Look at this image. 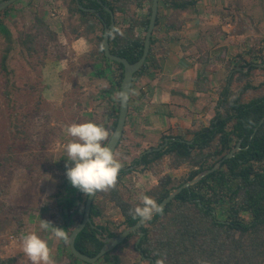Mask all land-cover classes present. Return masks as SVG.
<instances>
[{
	"label": "rangeland",
	"instance_id": "1",
	"mask_svg": "<svg viewBox=\"0 0 264 264\" xmlns=\"http://www.w3.org/2000/svg\"><path fill=\"white\" fill-rule=\"evenodd\" d=\"M129 1L133 2L130 6L133 14L143 12L137 0ZM71 6V0H18L10 6L7 16L1 18L13 38L26 33L32 36L28 44L31 52L28 45H17L9 54L10 74L6 75L2 59L8 43L0 32V258H15V264H31L22 251V239L32 232L47 240L55 264H66L67 256L59 253L60 241L40 228L41 220L51 222L54 227L64 224L63 207L54 194L65 173L60 161L67 156L64 146L73 139L66 128L72 123L89 121L109 127L114 121L109 117L108 96L101 93L110 88L109 82L94 74L100 66L94 57L98 51L95 37L103 33V26L88 34L87 27L79 24V14L70 12ZM180 17L191 21L189 27L182 25L178 32L168 36L162 26L160 40L165 42L158 44L157 51L165 47L186 56L198 52L210 61L204 72L210 69L211 76L216 72L219 89L234 67L228 68L229 62L243 55L245 61L258 65L251 73L252 83L264 82L263 66L257 59L264 37V0H202L195 13L186 12ZM115 21L121 29L126 24L123 14L115 17ZM45 27L54 37L47 35ZM180 31L182 36L178 39ZM255 47L257 50H252ZM163 74L161 79L168 81L169 74ZM236 77L232 84L234 92L240 85ZM263 94L264 87L248 94L245 101ZM202 105V108L185 105V110L173 121L158 115L151 124L142 114L148 110L140 112L137 119H130L115 151L122 164L118 189L125 199L139 204L138 198L147 195L155 200L152 191L162 177L170 176L173 185L187 179L192 167L189 164L176 167L170 157L145 168L134 165L146 150L161 145L165 137L191 140L196 131L210 127L214 112L208 116L206 108H211V103ZM165 111L173 115L169 106ZM101 203L105 211L97 223L107 224L120 233L125 229L118 228L123 221L120 210L107 199L102 198ZM80 218L81 214L74 222ZM136 240L132 239L116 254L125 264H150L135 251Z\"/></svg>",
	"mask_w": 264,
	"mask_h": 264
},
{
	"label": "trees",
	"instance_id": "2",
	"mask_svg": "<svg viewBox=\"0 0 264 264\" xmlns=\"http://www.w3.org/2000/svg\"><path fill=\"white\" fill-rule=\"evenodd\" d=\"M201 1H159L150 52L143 67L135 74V80L146 74L149 69L157 68L155 54L158 53V44L162 45L165 42L160 40L162 25L165 27L166 34L178 32L185 22V19L181 20V14L195 13ZM79 2L84 8L95 9L100 15L98 17L96 13L80 9L77 2L71 0L70 12L79 14V24L87 27L88 34L98 31L100 25L103 26L101 31L104 33V24H110V14L105 10V6L112 10L114 17L123 14L126 19V26L124 25L123 29L119 28L115 21V28H118L123 35L116 34L114 39L109 37L110 51L114 55L126 58L130 63H135L142 57L152 0H137V6L143 10L138 16L130 11L133 2L129 0H79ZM9 8L0 13V32L4 34L8 43L2 59V70L6 75L10 74L7 61L15 46H27L32 41V36L27 33L18 39L13 38L12 32L1 22V18L9 13ZM168 11H171L169 15H167ZM45 28L46 32L48 31L47 35L54 37V33L49 31L48 27ZM103 33L95 37L98 51L94 57L96 64L100 66L96 68L94 74L99 79L108 80L110 86L109 89L101 92L103 96H108L111 106L109 117L114 119L111 126L103 125L109 132V141L118 121L120 102L115 95L120 92L124 67L106 58ZM260 44L262 46L257 59L261 60L262 70H264V37ZM162 49V53L169 52L165 47ZM27 50L31 52L32 47L28 45ZM252 50L256 51L257 47ZM200 61L205 64L208 59L202 57ZM252 62L245 61L243 55H239L227 65L228 68L231 65L234 67L230 69V75L225 79L221 89L218 88L219 102L215 107V116L211 119L210 127L196 131L191 140L179 136L165 137L162 144L166 138L169 139L166 147L160 151L145 154L136 160L135 164L137 167L145 168L165 157H170L176 163V167L184 164L192 167L187 179L179 185H173L170 176L160 179L158 186L152 191V195L159 204L174 189L192 180L202 171L213 168L240 141L242 150L233 158L225 160L218 170L176 195L162 209L161 214H156L142 226L144 236L131 234L122 244L104 255L95 264H125L116 252L127 246L134 238L140 239L138 246L136 243L134 245L135 251L140 254L142 260H147L150 264H152L151 260L155 264L157 259L165 256V264H264V123L259 126L264 117V94L245 101L248 94L260 91L264 87V82L254 85L250 80L252 71L258 67ZM116 70L121 73L118 74ZM235 77L240 85L234 92L232 84ZM197 79L202 83V90L207 92L208 80L201 79L200 73ZM198 90L201 91V89ZM130 101L131 98L129 103ZM108 141L105 143L107 144ZM244 148L247 149L244 150ZM66 160L67 156L60 158L65 173L54 197L63 207L62 213L65 219L64 224L58 227L68 231L70 236L71 229L83 218L88 197L72 187L68 181ZM117 181L120 182V178ZM118 185L116 183V186L107 192H97L90 212L92 223L86 226L75 242L76 249L82 254L95 257L104 245L100 240L102 234L108 237L119 234L109 225L97 223V220L104 216L102 198L111 201L120 210L123 221L118 228L133 226L140 220L129 215V210L140 205V201L136 204L132 200L125 199ZM99 196L100 200H98ZM79 214L82 218L76 223L74 219ZM59 253L67 256L66 264H89L80 261L71 253L69 243L60 241ZM15 263V258H0V264Z\"/></svg>",
	"mask_w": 264,
	"mask_h": 264
},
{
	"label": "clouds",
	"instance_id": "3",
	"mask_svg": "<svg viewBox=\"0 0 264 264\" xmlns=\"http://www.w3.org/2000/svg\"><path fill=\"white\" fill-rule=\"evenodd\" d=\"M123 35L118 28H113L108 35ZM115 98L126 105L129 93L117 92ZM67 134L73 139L65 144L67 154L66 177L72 187L78 189L86 197H94L97 192H107L114 188L118 174L122 167L117 154L109 147V132L102 124L94 122L72 123L66 128ZM140 205L129 210V215L140 221H150L154 214H161L162 208L157 202L147 196L141 195ZM40 228L51 233V238L69 243L68 231L54 227L51 222L41 220ZM77 228H72L75 232ZM22 251L31 264H55L47 240L42 239L36 232L25 235L22 239ZM156 255H161L156 253ZM166 256L157 259L155 264H165Z\"/></svg>",
	"mask_w": 264,
	"mask_h": 264
},
{
	"label": "crops",
	"instance_id": "4",
	"mask_svg": "<svg viewBox=\"0 0 264 264\" xmlns=\"http://www.w3.org/2000/svg\"><path fill=\"white\" fill-rule=\"evenodd\" d=\"M190 22L191 21L185 19L183 25L189 27ZM162 26L164 27V25ZM191 29V32H195V28L190 27V30ZM201 32L199 31V35ZM172 33L173 32L167 35L170 36ZM181 36L180 31L178 39L181 38ZM165 49L169 52L162 53L163 49H161L155 54V60L158 62L157 68H151L143 76L136 80L134 79L126 128L130 119H137L140 112H145V110L148 111L142 114H144L145 118L148 117L151 124L153 121H156L155 117L159 118V116L173 121L175 119L174 117L182 114L185 110V105L188 104L192 105V107L196 105L202 108V104V106H205L206 103H211V108H206L209 110L207 115L212 116L211 113L214 112L213 115L215 116V107L219 102V89L216 87V82L219 84V80H216V72L213 73V76L209 74L210 69L204 72V70L210 66V63H202L200 61L202 57H200L198 52H189L186 56L181 51H170L168 48ZM199 65L203 66V69H201ZM215 69L220 70L218 68ZM163 73H166V75L169 74L170 77H168V81H163L161 79L164 75ZM198 73L201 74V79L204 78L208 80L206 83L207 92L202 90V83L197 79ZM198 89H201V91ZM211 91H214L212 95H210ZM162 105L167 106L164 108ZM168 106L173 112V115L168 111L164 112V110H167Z\"/></svg>",
	"mask_w": 264,
	"mask_h": 264
},
{
	"label": "water",
	"instance_id": "5",
	"mask_svg": "<svg viewBox=\"0 0 264 264\" xmlns=\"http://www.w3.org/2000/svg\"><path fill=\"white\" fill-rule=\"evenodd\" d=\"M18 0H3L0 2V13L6 10L8 7H10L13 3L17 2ZM77 4L79 5V8L86 11V12H91V13H96L98 17H100L99 13L95 9L91 8H84L79 0H75ZM159 1L160 0H152V6H151V16H150V22H149V27L145 36V41H144V51L142 57L135 63H130L126 58L120 57L118 55H114L110 51V44H109V31L115 28V17L114 13L112 10L108 7L105 6V10L110 14L111 22L109 25L104 24V33H103V47H104V54L107 59H109L112 62L118 63L123 65V79L121 81V88L120 91H125L129 93V99L126 103V105H121L120 103V110H119V115H118V121L116 128L111 135L109 141L107 144H109V147L115 152L124 133V129L126 126V121L127 117L129 114V100L132 92V87H133V82L135 78V74L140 71V69L143 67L145 64L150 48H151V38L153 31L156 26V21H157V16H158V10H159ZM264 123V117L260 121L259 126H261ZM258 127L255 129L257 131ZM169 139H165V145L160 146L159 148L155 149H148L146 152H144L142 156L148 153H152L153 151H160L164 147H166L167 142ZM241 142H239L234 149L230 151L221 161H219L213 168L202 171L199 173L195 178H193L190 181H187L180 187H177L174 189L168 197H166L161 203L158 205L163 209L166 207L175 197L178 195L183 189L190 188L191 186L197 184L200 182L203 178L208 176L209 174L215 172L218 170L223 162L227 159H231L235 156L236 153H238L241 149ZM97 195V193H96ZM89 196L86 200L85 204V209H84V215L80 223H78L74 228H77L75 232L72 231L71 235L69 236V248L71 250V253L80 261L89 263V264H95L97 263L104 255L107 253L113 251L116 247H118L120 244H122L131 234H138L140 237L144 236V233L142 231V226L146 222H141L140 220L133 226L127 227L124 230H122L119 234H117L115 237H108L105 234H102V237H100V240L104 243L102 249L100 252L95 256V257H89L87 255L82 254L79 252L76 247H75V242L78 237V235L86 228L88 224H91V218H90V212L92 208V204L94 202V199L96 197ZM156 216V214L153 215V217ZM152 217V219H153ZM148 222V221H147ZM140 239L137 240L136 246H138ZM152 264L154 262L151 260Z\"/></svg>",
	"mask_w": 264,
	"mask_h": 264
},
{
	"label": "flooded vegetation",
	"instance_id": "6",
	"mask_svg": "<svg viewBox=\"0 0 264 264\" xmlns=\"http://www.w3.org/2000/svg\"><path fill=\"white\" fill-rule=\"evenodd\" d=\"M166 139H167V138H166ZM168 142H169V141H168ZM168 142H167V144H168ZM240 142H241V141H240ZM165 143H166V142L164 141V143H163L162 145H160V146L165 145ZM238 143H239V142H238ZM238 143H237V144H238ZM167 144H166V145H167ZM241 144H242V142H241ZM160 146H159V147H160ZM159 147H158V148H159ZM240 147H241V146H240ZM246 149H247V148H244V150H246ZM240 150H242V148H241ZM145 152H146V151H145ZM140 158H141V157H140ZM134 166H137V165L135 164Z\"/></svg>",
	"mask_w": 264,
	"mask_h": 264
}]
</instances>
